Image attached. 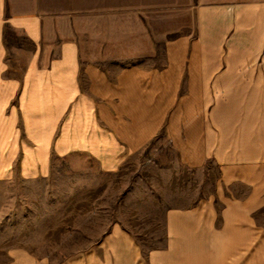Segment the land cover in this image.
I'll return each mask as SVG.
<instances>
[{
    "label": "crops",
    "instance_id": "obj_1",
    "mask_svg": "<svg viewBox=\"0 0 264 264\" xmlns=\"http://www.w3.org/2000/svg\"><path fill=\"white\" fill-rule=\"evenodd\" d=\"M150 3L84 1L82 11H28L0 0V183L45 177L54 158L71 156L116 173L160 136L180 162L204 164L205 31L217 46L231 33L264 46V0H198L179 7L165 0L159 11L164 31L170 36L175 29L173 12L181 17L191 9L195 33L179 18V29L190 33L167 37L159 62L151 54ZM143 14L147 23L127 22ZM125 30L131 32L126 37ZM251 210V201L237 200L218 226V216L203 204L172 211L170 247L156 254L179 255L178 264H252L254 247L264 264V226L255 225Z\"/></svg>",
    "mask_w": 264,
    "mask_h": 264
},
{
    "label": "rangeland",
    "instance_id": "obj_2",
    "mask_svg": "<svg viewBox=\"0 0 264 264\" xmlns=\"http://www.w3.org/2000/svg\"><path fill=\"white\" fill-rule=\"evenodd\" d=\"M9 1L28 11H82L84 1L142 8L149 1L155 8L151 54L157 61L166 38L185 33L178 27L181 19L182 27L195 33L191 9L182 18L173 12L175 29L170 36L164 31L159 11L165 0ZM181 1L172 5L198 0ZM217 1L222 0L203 3ZM147 19L143 14L127 22ZM205 33L210 62L202 80L204 164L192 168L180 162L175 147L160 136L116 173L101 172L91 158L71 156L54 158L45 177L1 182L0 264H178L179 255L156 254L170 247L168 213L199 204L218 216V226L228 206L249 200L255 225L264 226V46L248 45L249 39L233 38L234 33L217 46L212 32ZM252 250L250 263L259 264L262 256Z\"/></svg>",
    "mask_w": 264,
    "mask_h": 264
}]
</instances>
